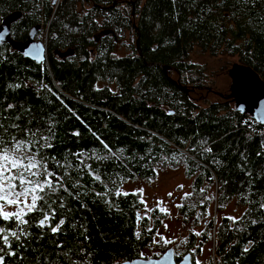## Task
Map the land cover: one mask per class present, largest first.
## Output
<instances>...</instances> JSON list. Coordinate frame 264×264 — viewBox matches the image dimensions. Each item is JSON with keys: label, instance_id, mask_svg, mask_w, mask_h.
I'll list each match as a JSON object with an SVG mask.
<instances>
[{"label": "trees", "instance_id": "trees-1", "mask_svg": "<svg viewBox=\"0 0 264 264\" xmlns=\"http://www.w3.org/2000/svg\"><path fill=\"white\" fill-rule=\"evenodd\" d=\"M56 1H45L46 62L0 43V146L23 141L22 154L45 164L55 186L27 223L0 218L19 237L9 235L10 246L0 239L3 264L161 256L166 250L146 255L160 215L145 216L140 197L121 188L176 167L191 181L178 214L203 227L200 243H212L214 264H264V136L248 134L241 123L250 116L232 101L200 105L181 88L205 80L193 52L235 58L264 80V0ZM38 10L35 0H0V23L20 12L10 36L24 41L40 27ZM93 35L100 40H86ZM231 203L241 209L236 218L223 215ZM197 238L189 234L176 263Z\"/></svg>", "mask_w": 264, "mask_h": 264}, {"label": "rangeland", "instance_id": "rangeland-1", "mask_svg": "<svg viewBox=\"0 0 264 264\" xmlns=\"http://www.w3.org/2000/svg\"><path fill=\"white\" fill-rule=\"evenodd\" d=\"M17 16L15 15L13 18L16 19ZM190 60L197 65H204L207 71L202 85L185 87L189 90L188 93L192 95L193 100L200 105H205L212 101L224 99L231 86L227 72L236 63V59L212 58L207 54L193 52L190 55ZM219 95H222L223 98ZM246 115L249 116L248 113ZM190 183L191 181L184 175L183 168L176 167L157 169L156 176L151 180H130L123 184L122 193H134L140 197L144 204L143 214L145 216L150 217L154 211L160 215V224L155 232L154 244L146 250L147 256L160 254L162 250L165 251L170 247L174 249L176 254L183 252L184 240L193 232L198 238L196 244L186 254L191 253L194 264H210V262L214 264L212 243H200L203 227L185 223L182 216L178 214V205L191 192ZM210 195L211 192L207 193L206 198H209ZM213 208H209L208 211L214 215ZM6 210L12 212L14 207L9 206ZM240 212L241 209L231 203L223 215L236 218ZM205 220L208 218L204 215L202 223ZM150 226H152V221H150ZM198 246H200L199 249H197Z\"/></svg>", "mask_w": 264, "mask_h": 264}, {"label": "snow or ice", "instance_id": "snow-or-ice-1", "mask_svg": "<svg viewBox=\"0 0 264 264\" xmlns=\"http://www.w3.org/2000/svg\"><path fill=\"white\" fill-rule=\"evenodd\" d=\"M24 147L23 141H17L11 147L0 146V218L5 221L15 219L19 224L27 223L24 216L38 209V201L44 199L41 193H45L46 189L55 191L51 179L53 173L34 154H22ZM9 206H16L17 211H7ZM48 219L45 214L40 226L43 227ZM58 229L59 225L52 228V231L56 232ZM0 234V239L7 246H10L9 235L19 238L16 232L6 233L2 227ZM3 260V256H0V264H3Z\"/></svg>", "mask_w": 264, "mask_h": 264}, {"label": "water", "instance_id": "water-1", "mask_svg": "<svg viewBox=\"0 0 264 264\" xmlns=\"http://www.w3.org/2000/svg\"><path fill=\"white\" fill-rule=\"evenodd\" d=\"M56 0H53V4ZM18 15L17 18H13ZM21 17L20 12H15L9 15L0 25V43L7 44L14 51L23 55L26 59L35 62L37 64L42 63L45 60V48L41 42L34 40L35 29H32L28 34V37L24 41H15L11 39L10 30L11 25L16 22ZM138 46V41L136 42ZM73 50H69L60 56H72ZM164 68V72H167ZM236 69L241 71L240 77L236 82L232 83L229 89L228 95L224 97L225 100H230L234 104L235 112L239 114H249L253 119H255L261 125H264V80H262L259 75L252 70L247 65H234L229 70V76L231 72ZM231 78V77H230ZM182 90L188 93L185 87H181ZM236 93L235 98L232 95ZM223 98L222 95H219ZM120 264H192L191 254H186L176 263L174 259V249L172 247L168 248L160 257H150V258H134L124 261Z\"/></svg>", "mask_w": 264, "mask_h": 264}, {"label": "flooded vegetation", "instance_id": "flooded-vegetation-1", "mask_svg": "<svg viewBox=\"0 0 264 264\" xmlns=\"http://www.w3.org/2000/svg\"><path fill=\"white\" fill-rule=\"evenodd\" d=\"M45 1H47V0H35L36 7L39 8V10L37 12L38 13L39 20H38L37 23L40 26L39 28H36L35 29V32H34V40L37 41V42H40V40H41V28H42L43 21L45 19V14H46V12H45V9H46L45 8ZM101 9H102V7H101ZM76 10L80 12V18L81 17H84L86 15V6L84 4H77ZM25 37H28V32L26 33V36ZM88 39L89 40H92V41H94L96 39H97V41L100 40L97 35H93L92 37L87 38L86 40H88ZM44 46H45V56H46L47 55V48H46L45 41H44ZM94 48L95 47H89V48H87L88 51H90V54H94ZM191 261H193L192 260V256H191Z\"/></svg>", "mask_w": 264, "mask_h": 264}, {"label": "built area", "instance_id": "built-area-1", "mask_svg": "<svg viewBox=\"0 0 264 264\" xmlns=\"http://www.w3.org/2000/svg\"><path fill=\"white\" fill-rule=\"evenodd\" d=\"M254 120V119H252ZM257 121H251V117H248V118H245L242 123H241V126L245 128V130L248 132V134H256L258 135V137H262L264 136V125H261L263 127H259L257 124H256Z\"/></svg>", "mask_w": 264, "mask_h": 264}, {"label": "bare ground", "instance_id": "bare-ground-1", "mask_svg": "<svg viewBox=\"0 0 264 264\" xmlns=\"http://www.w3.org/2000/svg\"><path fill=\"white\" fill-rule=\"evenodd\" d=\"M240 73H241V71L239 69H236L234 72H231L230 80H231L232 83L236 82V80L240 77ZM232 96L235 97V98H240V96L237 97L236 93H234Z\"/></svg>", "mask_w": 264, "mask_h": 264}, {"label": "clouds", "instance_id": "clouds-1", "mask_svg": "<svg viewBox=\"0 0 264 264\" xmlns=\"http://www.w3.org/2000/svg\"><path fill=\"white\" fill-rule=\"evenodd\" d=\"M57 2V1H56ZM42 43V42H41ZM43 45H44V43H42ZM44 48H45V46H44ZM46 57V56H45ZM43 62H46V59L43 61Z\"/></svg>", "mask_w": 264, "mask_h": 264}]
</instances>
